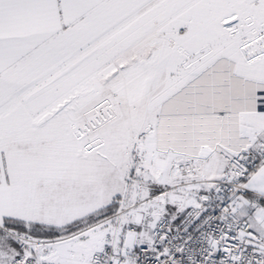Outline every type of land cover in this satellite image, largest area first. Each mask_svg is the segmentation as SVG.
Masks as SVG:
<instances>
[{
    "label": "snow or ice",
    "instance_id": "1",
    "mask_svg": "<svg viewBox=\"0 0 264 264\" xmlns=\"http://www.w3.org/2000/svg\"><path fill=\"white\" fill-rule=\"evenodd\" d=\"M0 264H264V0H0Z\"/></svg>",
    "mask_w": 264,
    "mask_h": 264
}]
</instances>
